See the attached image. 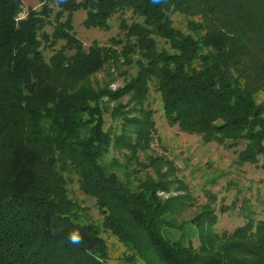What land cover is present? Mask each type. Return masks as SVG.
Instances as JSON below:
<instances>
[{"label": "trees", "instance_id": "trees-1", "mask_svg": "<svg viewBox=\"0 0 264 264\" xmlns=\"http://www.w3.org/2000/svg\"><path fill=\"white\" fill-rule=\"evenodd\" d=\"M39 1L21 16L24 0H0V264H111L103 233L126 246L128 263L264 264V218L219 234L213 194L179 218L190 196L170 193L174 161L149 153L157 127L148 105L157 92L169 123L258 163L264 0ZM80 9L88 27L109 29L119 15L121 33L86 47L74 26ZM108 65L125 84L95 83ZM112 148L125 161L106 162ZM134 163L159 177H137ZM74 180L100 220L73 195ZM187 223L200 229L199 246Z\"/></svg>", "mask_w": 264, "mask_h": 264}, {"label": "rangeland", "instance_id": "rangeland-1", "mask_svg": "<svg viewBox=\"0 0 264 264\" xmlns=\"http://www.w3.org/2000/svg\"><path fill=\"white\" fill-rule=\"evenodd\" d=\"M40 8L39 0H24V8L21 16H24L29 7ZM125 17L130 21L133 19L132 13L128 12ZM86 11L77 10L74 13V26L78 37L88 47L94 41L102 44H109L110 37L121 33L119 15L111 19V27L104 29L100 27H88L84 24ZM178 18L183 24L186 19L183 15ZM52 30L51 26L47 28ZM49 48L46 49L48 51ZM96 84H108L111 88H117L125 84V77L116 71L111 65L97 72L94 75ZM259 100H264V91L257 94ZM126 98L123 99L126 102ZM115 104V103H114ZM148 105L155 110L156 132L152 148L149 153L155 156H165L174 161L178 168L177 172L170 178L172 194H188L186 205L179 211V218L189 219L201 209V205L215 196L214 205L217 209L218 221L213 226V230L219 234L226 231H233L242 225L250 217L264 218V156L260 157L258 163L238 161V153L232 148H227L217 142H204L195 133L182 131L178 125L169 123L165 116L162 101L157 92L152 91ZM106 127L112 123L109 113L106 114ZM142 159H144L143 155ZM113 157L125 161L124 153L120 149L112 148L106 157V162ZM134 167L140 168L136 175L140 178L152 176L158 178V173L153 166L140 167L134 163ZM167 164L158 166L157 170L164 172ZM178 180V181H176ZM179 183V184H178ZM185 184V189H179L180 184ZM73 195L80 201L85 211L92 219L100 220V213L96 199L85 194L79 183L74 180L70 183ZM162 197H167L169 193L160 192ZM224 209V210H223ZM200 229L191 223L186 224L187 238H192L195 246L200 244ZM108 239L111 251V264H134L123 261L126 246L111 233H103ZM136 264H142L136 262Z\"/></svg>", "mask_w": 264, "mask_h": 264}]
</instances>
